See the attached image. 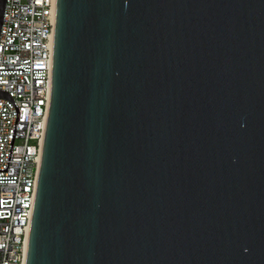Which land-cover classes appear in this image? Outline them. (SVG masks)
I'll return each mask as SVG.
<instances>
[{"label":"water","instance_id":"1","mask_svg":"<svg viewBox=\"0 0 264 264\" xmlns=\"http://www.w3.org/2000/svg\"><path fill=\"white\" fill-rule=\"evenodd\" d=\"M26 264H264V0H57Z\"/></svg>","mask_w":264,"mask_h":264},{"label":"built area","instance_id":"2","mask_svg":"<svg viewBox=\"0 0 264 264\" xmlns=\"http://www.w3.org/2000/svg\"><path fill=\"white\" fill-rule=\"evenodd\" d=\"M57 0H6L0 89L19 110L8 171H0V264H26L45 127L52 97ZM17 111L0 97V169L7 167Z\"/></svg>","mask_w":264,"mask_h":264}]
</instances>
